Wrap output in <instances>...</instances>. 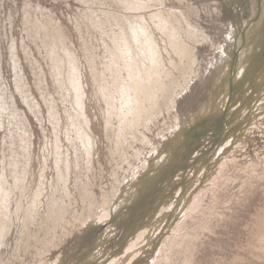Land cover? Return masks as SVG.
<instances>
[{
    "label": "rangeland",
    "instance_id": "1",
    "mask_svg": "<svg viewBox=\"0 0 264 264\" xmlns=\"http://www.w3.org/2000/svg\"><path fill=\"white\" fill-rule=\"evenodd\" d=\"M150 2L0 0V90L8 106L0 179L4 155L13 150L15 159L0 264H264V0ZM142 16L177 95L171 110L139 128L143 141L127 135L123 159L106 133L100 86L110 79L113 35L137 38ZM168 21L195 47L192 67L156 28ZM74 70L97 142L88 164L73 142Z\"/></svg>",
    "mask_w": 264,
    "mask_h": 264
},
{
    "label": "bare ground",
    "instance_id": "2",
    "mask_svg": "<svg viewBox=\"0 0 264 264\" xmlns=\"http://www.w3.org/2000/svg\"><path fill=\"white\" fill-rule=\"evenodd\" d=\"M152 1L154 2V1H160V0H151V2ZM160 4L162 3L160 2ZM139 5L141 4L140 3L137 4L139 8L136 6V4H135V7L140 9L141 7ZM156 16L157 18L159 17L158 15H155V16L153 15L154 18ZM138 21L141 22V24L142 23L145 24V28H142V25L138 24L141 27L142 31H140L141 30L140 29L139 30L140 34L136 33L137 38L133 37L135 36L134 34L133 36H131L133 40L130 39L129 37L126 36V34H124L125 32L124 33L122 32V30H121L122 36L120 38H117V36L113 35L112 37L113 48L111 49V52L109 51V48H108V52H110L112 56L111 64H109L106 68V70L110 74V79L107 81L105 80L106 77L103 78L104 80L101 81L102 84L100 86L101 96L103 95L104 101L107 105V110H106L107 119L105 118L106 133L110 140H112L113 137L116 139L115 141L118 146L117 149L119 148L117 154L120 155L123 159L125 157L127 158V154H128V153L126 154L127 149H128L127 147L131 146V144H129V140L127 139L128 137L127 135L129 134L130 136L132 134L133 137L132 136L131 137L134 138L136 142L139 140L143 141L145 139V136L141 134V131H139V128L142 127V128L148 129L147 125L151 120H153V117L155 116L157 117L160 113L163 112L165 108H167L168 110L169 109L171 110L176 100L175 93L177 95V91H176L177 89L175 90L174 85L172 84V82H175L174 81L175 78L173 79V77L171 78L169 77V82H167L168 84L167 83L165 84L164 76L162 77L163 72H166L165 71L166 61L164 58L163 50L160 47L159 43L156 41L153 31L149 27L150 25H147L148 23H146V21L143 19V16L141 18V21L140 20ZM172 26L173 25L171 23L169 24V21H168L165 23H162V22L159 23L158 25H156V28H158L159 31L161 30L162 33L166 36V39L169 40V46L171 47L172 50H174L175 53L178 54V56L180 57V60L186 59L188 62V65H191L192 67L193 63H195V58H196L195 57L196 55L194 53L195 47H191L189 44H187L186 41H184V38L180 34L179 30L175 29L176 27L173 28ZM195 34H196V30L190 31L189 36L192 39L194 38L193 39L194 41L192 40L193 42H196ZM165 52H167L168 55L171 54L167 50L164 51V53ZM171 65H173V68H175L176 66L172 58H171ZM189 71L191 70L189 69ZM73 75H74V81H73L72 86L78 98V101H76V104L79 106V108L76 111V114L75 115L71 114V117L73 118V120H71V127H72V130L76 134L75 140H73V142L77 141L79 145H81V147L84 149V151L82 150L83 152H85L84 154H82L81 150H78V151H80V153L84 156V158H86L85 162L87 161V164H88L92 160L95 147H97L96 145L97 142L93 136L91 121L89 120L88 116L82 109L85 107L82 102L83 99L85 100V96H84V89L82 88V85H81V82L78 76V70L77 72L76 70H74ZM0 78H1V75H0ZM11 100H12V97H11ZM12 103L14 105L13 101ZM6 104H7V98L2 94L0 90V128L1 126H3L4 118L8 114L7 113L8 106ZM30 108L32 109L33 106H30ZM14 115L15 114L12 115L11 120H14ZM51 117L52 119H54L53 122L55 123L56 129H57V127L59 126V119L54 111L51 112ZM115 121H118L117 128L115 127L117 126L115 125ZM23 124L24 123H22V125ZM112 134H113V137H112ZM25 142H27V140H25ZM24 145H26V143ZM30 148L31 147L29 146V150ZM76 149H78V147ZM13 154L14 152L13 150H11L10 154L4 155V157L6 158L9 156V159H8V163L4 164V166H7V168H3L1 179H0V239L2 240L4 239V237H6L5 236L6 232L10 229L9 224L10 222H12L10 220L11 218L10 214H11V206H12L13 187L10 184L8 177H9V174L13 170L12 168L15 166L12 164L13 161L15 160V159L14 160L12 159ZM80 157L76 153V157L74 158L75 159L74 167L72 166V161H70L69 159L66 160L65 164H66L67 172L65 173L66 174L65 176L62 175L65 181V185H67V183L70 180L71 173L69 172H71L73 168L74 170H76L77 174L79 173V171L81 172V168H80L81 161L79 160ZM61 158H62V155L59 156V161L57 162L58 165L61 163ZM26 166H24L22 171H19L21 172L20 175H22V177L21 176L20 177L23 183L25 182V177L27 174L26 170H28L26 169L27 168ZM61 172L59 171L58 173H61ZM60 177L61 175L59 176V178ZM22 192H24V190ZM83 192H86L89 194L90 189L89 188L84 189ZM42 193H43V189L37 192L38 196ZM65 194L67 196H69L70 194L67 186H65ZM56 210H58V207ZM60 210L66 211L63 206H61ZM59 212L60 211H57V213ZM3 215L7 218L6 221ZM55 215L56 214H54V217ZM60 216L61 215L56 216V218L54 219L55 222L57 219L61 218ZM261 236H262V239L264 240V234H262Z\"/></svg>",
    "mask_w": 264,
    "mask_h": 264
}]
</instances>
